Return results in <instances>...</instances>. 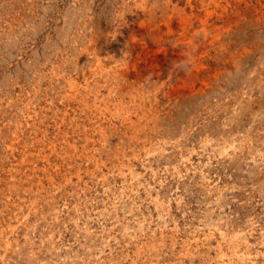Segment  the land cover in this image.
Wrapping results in <instances>:
<instances>
[{"label": "rangeland", "instance_id": "374dc122", "mask_svg": "<svg viewBox=\"0 0 264 264\" xmlns=\"http://www.w3.org/2000/svg\"><path fill=\"white\" fill-rule=\"evenodd\" d=\"M0 264H264V0H0Z\"/></svg>", "mask_w": 264, "mask_h": 264}]
</instances>
